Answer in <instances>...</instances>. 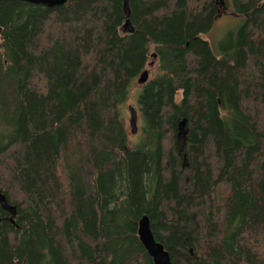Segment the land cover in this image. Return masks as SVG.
Returning <instances> with one entry per match:
<instances>
[{
    "label": "trees",
    "instance_id": "trees-1",
    "mask_svg": "<svg viewBox=\"0 0 264 264\" xmlns=\"http://www.w3.org/2000/svg\"><path fill=\"white\" fill-rule=\"evenodd\" d=\"M128 3L0 0V264H153L143 214L174 264H264V0Z\"/></svg>",
    "mask_w": 264,
    "mask_h": 264
},
{
    "label": "water",
    "instance_id": "water-1",
    "mask_svg": "<svg viewBox=\"0 0 264 264\" xmlns=\"http://www.w3.org/2000/svg\"><path fill=\"white\" fill-rule=\"evenodd\" d=\"M33 3H46V4H60L63 3L65 0H23ZM122 12L124 15V21L121 26V30L123 32L130 31L131 26L129 22V15H130V8L128 0H122ZM152 57H154V54H150ZM152 62H149L148 65H151ZM148 70L144 68L136 78V82L138 84H141L148 78L147 74ZM129 111V118H128V125L130 128V132L134 133L136 130V110L128 106ZM186 133V129L184 127V120H181L178 122L177 125V132L176 136L178 140L181 142L184 139V135ZM0 208L5 210L9 213L10 217L14 215L15 209L13 205H10L4 195L0 192ZM136 234L137 238L142 245L143 249L146 251L148 256L151 258V261L153 264H174L167 253L166 250H164L162 244L158 241H156L153 237V234L149 227L148 218L145 214L141 215L140 218L137 220V226H136Z\"/></svg>",
    "mask_w": 264,
    "mask_h": 264
},
{
    "label": "rangeland",
    "instance_id": "rangeland-1",
    "mask_svg": "<svg viewBox=\"0 0 264 264\" xmlns=\"http://www.w3.org/2000/svg\"><path fill=\"white\" fill-rule=\"evenodd\" d=\"M225 10H221L218 15L215 17L211 28L206 32L200 34V37L205 39L207 43L210 46V49L214 54H217V47L219 40L225 35L226 32L233 30L235 26L240 22L241 17L240 16H235L230 8L228 6H225ZM123 32V31H122ZM148 61L152 62L151 65H145L146 69L148 70V78L152 76L155 71H156V59L155 57H152L151 55L148 57ZM140 84H137L135 80L132 82L128 89V94L125 99V101L121 104L120 106V112L122 115V121H123V126L126 130L127 133V142L129 145H133L138 143L141 140L142 134L140 132L141 128V120L136 114V130L134 133L130 132V128L128 125V118H129V111H128V106L133 107L136 109V104H135V95L136 92L139 89Z\"/></svg>",
    "mask_w": 264,
    "mask_h": 264
},
{
    "label": "flooded vegetation",
    "instance_id": "flooded-vegetation-1",
    "mask_svg": "<svg viewBox=\"0 0 264 264\" xmlns=\"http://www.w3.org/2000/svg\"><path fill=\"white\" fill-rule=\"evenodd\" d=\"M137 114V113H136Z\"/></svg>",
    "mask_w": 264,
    "mask_h": 264
}]
</instances>
